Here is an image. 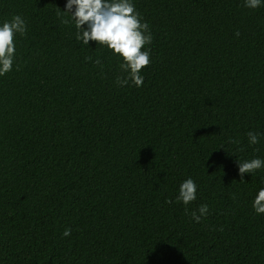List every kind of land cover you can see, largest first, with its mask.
<instances>
[{
	"label": "trees",
	"instance_id": "obj_1",
	"mask_svg": "<svg viewBox=\"0 0 264 264\" xmlns=\"http://www.w3.org/2000/svg\"><path fill=\"white\" fill-rule=\"evenodd\" d=\"M131 2L153 37L140 87L77 42L67 0H0V26L27 25L0 76V264H264V168H238L264 160V0Z\"/></svg>",
	"mask_w": 264,
	"mask_h": 264
},
{
	"label": "clouds",
	"instance_id": "obj_2",
	"mask_svg": "<svg viewBox=\"0 0 264 264\" xmlns=\"http://www.w3.org/2000/svg\"><path fill=\"white\" fill-rule=\"evenodd\" d=\"M245 7L257 9L262 6V0H244ZM66 10L58 12V15H70L77 29L76 40L83 45H89L90 41L98 43V46H106L114 54H118L124 63L120 65L126 76L117 77V84L127 86L129 81L137 87L143 85L144 77L141 70L150 64V50L142 51L146 45L152 43V35L149 24L143 22V18L136 11L131 0H67ZM75 9V11H73ZM61 23L68 24V19H62ZM27 25L25 20L16 15L11 21H6L0 26V76L13 69L15 60L14 36L26 35ZM239 35V33H237ZM92 61V57H86ZM95 64L101 65L99 59ZM250 145L259 143V136L254 132L247 133ZM258 151V149H257ZM239 175L243 180L244 175L253 174L264 168V160L254 158L238 162ZM197 198V185L191 179H187L180 185L178 201L185 205L194 202ZM171 203V201H169ZM253 209L256 214H264V188L260 189L253 201ZM197 212H192L191 217L196 223L201 222L202 217L209 214L206 204L201 205ZM71 229H65L63 235L68 237Z\"/></svg>",
	"mask_w": 264,
	"mask_h": 264
}]
</instances>
